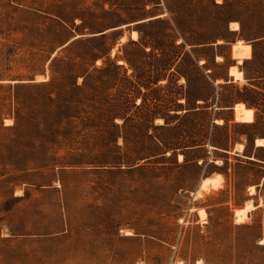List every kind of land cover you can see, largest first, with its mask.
<instances>
[{
    "label": "rangeland",
    "instance_id": "obj_1",
    "mask_svg": "<svg viewBox=\"0 0 264 264\" xmlns=\"http://www.w3.org/2000/svg\"><path fill=\"white\" fill-rule=\"evenodd\" d=\"M0 264H264V0H0Z\"/></svg>",
    "mask_w": 264,
    "mask_h": 264
},
{
    "label": "bare ground",
    "instance_id": "obj_2",
    "mask_svg": "<svg viewBox=\"0 0 264 264\" xmlns=\"http://www.w3.org/2000/svg\"><path fill=\"white\" fill-rule=\"evenodd\" d=\"M136 36V33L134 34V37ZM236 69V68H235ZM231 73H232V75H235V77L237 78V79H239L240 77H241V73L240 74H238V73H236V71L232 68L231 69ZM260 142H262V141H260ZM259 142V143H260ZM242 147V146H241Z\"/></svg>",
    "mask_w": 264,
    "mask_h": 264
},
{
    "label": "trees",
    "instance_id": "obj_3",
    "mask_svg": "<svg viewBox=\"0 0 264 264\" xmlns=\"http://www.w3.org/2000/svg\"><path fill=\"white\" fill-rule=\"evenodd\" d=\"M244 225H240V226H237L236 228H241V227H243Z\"/></svg>",
    "mask_w": 264,
    "mask_h": 264
}]
</instances>
